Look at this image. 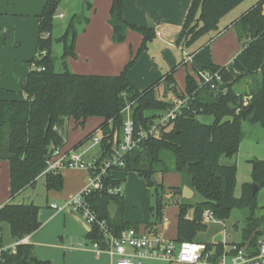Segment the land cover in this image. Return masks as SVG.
Instances as JSON below:
<instances>
[{
	"label": "trees",
	"instance_id": "obj_1",
	"mask_svg": "<svg viewBox=\"0 0 264 264\" xmlns=\"http://www.w3.org/2000/svg\"><path fill=\"white\" fill-rule=\"evenodd\" d=\"M245 1L194 0L177 44L188 49L202 37L218 31L222 20ZM58 10L59 2L47 1L39 16L38 55L30 61L33 67L26 75L22 98L0 99V161H7L10 165L11 198L34 186L41 177H45L48 190H63L64 178L61 173L45 176L42 173L54 152L66 146L63 133L70 121H74L76 126H84L90 118L103 120L98 127L102 132V159L110 158L121 142L126 109L132 111L136 133H149L158 119L175 106L172 99L158 98L156 91L163 86L166 91L174 93L175 98L185 100V104L174 121L162 127L158 135L148 134L142 139L125 156V167L116 170L138 173L146 179L148 187L154 188L156 203L150 210L153 221L146 225L145 231L152 234L158 232L157 227L162 224L168 206L166 196L171 194L174 205L179 207L175 242L195 243L197 235L207 230V211L217 221L226 223L234 210H246L242 240L234 245L257 254L258 241L264 236V206H259L257 202L258 193L264 189V160L251 161L252 183L245 184L242 195L237 197V165L224 164L222 159L233 158L239 153L244 123L258 124L264 128V0H257L231 24L242 45L241 52L233 60L234 73L227 67L213 63L210 50L212 41H209L189 54L193 70L201 78V83L188 75L184 94H179L177 90L174 79L176 69L150 88L139 91L128 78L136 58L116 76L76 74L67 67L64 72H57L51 49ZM111 12L113 41L123 42L126 29L130 28L143 36L139 54L146 51L156 38L155 29L127 23L123 17V0H113ZM76 37L71 21L60 39L64 45L62 62L65 66L69 58L76 57ZM183 64L180 63V66ZM205 74H218L221 80L205 82L202 78ZM248 79L252 80L255 90L246 93L235 90L236 84ZM200 115L212 116L214 122L202 123L198 119ZM94 134L87 135L73 149L82 147ZM168 153L173 156L174 169L187 172L190 189L201 198L196 204H182L176 198L183 195L182 189H168L152 182L154 174L168 170L165 158ZM123 182L110 175L104 180V191H95L86 196L88 205L116 235L130 229L139 230L140 227L124 219L126 200L123 192H109L112 188L122 189ZM253 185L259 187L255 195ZM0 222L10 223L13 236L18 241L42 227L38 221V210L12 203L0 208ZM234 227L237 228V225ZM87 239L106 247L97 225L93 226ZM207 247H214L218 255L224 252L223 243L209 244ZM9 264L51 263L36 259L31 245L20 244Z\"/></svg>",
	"mask_w": 264,
	"mask_h": 264
},
{
	"label": "rangeland",
	"instance_id": "obj_2",
	"mask_svg": "<svg viewBox=\"0 0 264 264\" xmlns=\"http://www.w3.org/2000/svg\"><path fill=\"white\" fill-rule=\"evenodd\" d=\"M0 0V98H12L15 100L21 99V90L23 79L28 69L29 61L36 58V42L38 36V29L33 28L32 19L35 15L27 14L32 12L36 6H41V0ZM59 1L58 13H64L63 19L58 16L54 19V27L52 30V49L51 58L57 72H64L65 67L70 70L69 59L66 66L62 62V55L64 52V45L60 39L64 36L65 31L71 21H73L76 32V43L78 39L85 33L88 24L92 18V0H57ZM256 0H247L242 3L239 8L232 12L230 19L235 16H240L241 12H246L251 8ZM37 4V5H36ZM16 6V9H14ZM91 6V7H90ZM234 11V10H233ZM240 11V12H238ZM31 19V20H30ZM219 25L218 31H213L208 35L202 37L191 48H184L186 52L197 50L201 45L208 41H214L217 38L219 31L227 29L225 21ZM227 20V22H228ZM36 31V32H35ZM71 38V35H70ZM212 42L210 43V45ZM76 49V48H75ZM76 51V50H75ZM226 57V56H225ZM224 57V58H225ZM74 60L78 59L76 57ZM223 59V58H222ZM228 60V59H227ZM228 62V61H224ZM233 61L222 65L223 67H232ZM188 66L182 65L175 68L174 79L177 83V90L179 94H184L186 91V78L191 75L197 83H201V78L194 72L192 64ZM174 69V68H173ZM173 69H169L165 74ZM72 72V71H71ZM235 90L239 92H251L255 90V85L252 80H244L234 86ZM12 90V93H8ZM158 98L171 99L176 95L166 91L161 86L157 91ZM247 101V100H245ZM132 111L125 110V122L131 118ZM198 119L205 124H212L214 118L212 116L200 115ZM100 118H90L84 126L76 127L74 122L67 123L64 131V138L69 145L74 146L85 139L91 132H96L101 124ZM243 140L240 145L239 153L233 158H223L222 163L227 165H237V187L236 195L241 194L242 184H244L252 173V160H264V128L260 125L244 123L243 124ZM100 140L102 132L98 131L95 134ZM101 152L100 146H95L92 140L87 141L82 145L78 153L84 154V161L90 163L94 158L98 157ZM168 170L164 172H157L152 176L154 185H163L166 188L177 187L182 189L183 195L180 197L182 204L194 205L201 200L198 194L187 199L184 197L185 190L190 189L189 176L186 171L177 172L174 169L173 156L168 153L165 155ZM62 172L64 178V188L62 191L48 190L46 187V179L40 178L32 187L25 189L17 199L11 203L15 205H24L26 207H33L38 210V221L43 224L45 241L53 242L54 235H56V248L68 239L63 236L61 231L65 227V218L76 223H82L86 220L82 213L74 212L72 209L66 210H52L51 206L56 204L60 208L67 205L71 200L78 197L89 185V172L85 169H65ZM118 176L124 180L122 185V192L126 200L125 219L129 222L140 224V228H145L148 223L153 221L151 208L155 205L154 188L147 185L144 177H141L135 172H118ZM10 173L9 166L6 162L0 163V207L7 202H10ZM241 196V195H240ZM21 202V203H20ZM259 206H264V189L260 190L257 197ZM169 205V202H168ZM67 211L61 215L58 212ZM179 207L169 205L165 211L162 224L158 227L159 233L168 239H175L177 237V214ZM77 217H80L78 219ZM246 210H234L229 221L223 225L217 221H207L208 229L199 233L195 239L196 243H210L213 244L211 237L215 233H220L225 236V241L239 242L242 240V231L246 226ZM88 223V222H87ZM89 224V223H88ZM80 225V224H78ZM90 225V224H89ZM234 225L238 228L235 229ZM3 244L11 246L15 244L18 238L13 236L12 226L8 222L2 223ZM219 234V235H220ZM49 255H54V251H47ZM60 253V252H59ZM61 254H63L61 252ZM60 254V255H61ZM62 257V256H61ZM61 259V258H59ZM52 263L51 260H48ZM157 262V261H156ZM154 262H144V264H152Z\"/></svg>",
	"mask_w": 264,
	"mask_h": 264
},
{
	"label": "crops",
	"instance_id": "obj_3",
	"mask_svg": "<svg viewBox=\"0 0 264 264\" xmlns=\"http://www.w3.org/2000/svg\"><path fill=\"white\" fill-rule=\"evenodd\" d=\"M34 1L33 3L35 4ZM47 1H57V0H41V6L39 7L36 6L35 9L32 10V12L27 13L28 15L29 14L35 15L36 18V20L32 19V22H33L34 30L35 28L38 29V36L36 42L37 55H38L37 47H38V39H39V31H40L39 16L42 14L44 4ZM123 1H124L123 17L127 23L136 25L138 27H152L155 29L156 38L153 40V42L150 43L149 48L146 51L139 54V50L143 42V36L140 32L130 28H127L125 31L126 39L121 43H115L113 41L112 12H111L113 0H92L93 2L92 18L90 20V23L88 24L85 33L82 35L80 40L78 39L76 43L75 52L78 56V59L76 60H74L73 58L69 59L70 71L82 75L116 76L121 74L124 68L126 67V65L134 58H136L135 64L128 72V78L139 91H144L150 88L151 86L155 85L158 81L162 80L163 77L166 75L165 74L166 71H168L169 69H173V68L175 69L180 67V63L182 62H184L183 65L186 66L189 65L187 63L192 64V62L189 61V57H190L189 54H191L195 50L189 52L188 54L182 46L177 44V39L185 24L186 18L188 16L189 10L194 0H123ZM14 9H16V6H14ZM235 10L232 12H235ZM232 12L229 15H227L224 19L229 18L228 16H231V14H233ZM244 13L241 12L240 16L232 17L229 20L226 19L225 23H227L226 27L228 28L225 31H223L221 34L217 35V38L214 41H212V44L210 45V50H211L212 61L214 64L222 66L230 62L231 60L233 61L234 58L241 52L242 45L238 39V35L235 28L231 24L235 20L240 18ZM57 16L59 18L60 16H63L61 19L65 17L64 13H60V14L58 13ZM222 22L224 21L222 20ZM30 61L28 62L29 65L23 79V84L27 73L33 67V64L30 63ZM224 61H228V62H224ZM227 68L234 73L233 66L232 67L227 66ZM8 93H12V90H8ZM173 98L174 97H172L171 99ZM5 99L13 100L14 98H12V94H11L10 98H5ZM75 146L76 145L71 146L68 144V142H66V146L63 148V150L70 151ZM80 148L77 149V152L78 150H80ZM100 156H101V152L98 154V157ZM1 162L8 163L9 173H10L9 162L0 161V163ZM61 171L60 173L62 174ZM118 172L120 171L114 173L115 177L119 180H123L118 176ZM250 183H252L251 176L247 178L244 184H242V191H243V186L245 184H250ZM10 192H11V188H10ZM20 194H18L14 199H17L18 196H20ZM240 195H242V193L236 196L240 197ZM193 196L194 193L192 191L191 197ZM180 197L181 196H177L176 198L180 200ZM185 198L190 199L189 197H185ZM9 199L10 202L7 203H11L14 200L11 198V195ZM166 201L169 202V205L172 206L174 205V200L171 194L166 196ZM4 205H2L1 207H3ZM51 209L54 210L52 206ZM66 212L67 211H61L58 213L61 215L62 213H66ZM111 212L112 214H114V209H112ZM190 217H192V212L190 214ZM77 218L80 219V217ZM124 219H125V213H124ZM125 221L129 222L126 219ZM81 222L82 223H76L71 220H69L68 222V220L65 218V227L61 231V233L63 236H66L68 240L66 242H63L60 246H57L59 248H56V241H55L56 235L52 237L53 238L52 243L48 240L47 242L45 241V237H44L45 228L43 227H41L37 232L26 238V244L32 246V254L36 259L40 261L51 260L52 261L51 264H114L112 257L107 252H101L98 254L94 249H92V243L87 239L88 234L92 231V226L89 225L85 220L84 221L82 220ZM130 223H134V222H130ZM219 223L226 225V223L223 222H219ZM139 229L145 230V228H140V227ZM207 229H208V225H207ZM219 234L220 233H215L211 237V239L213 240V244H216L214 240ZM170 240H175V239L170 238ZM17 242L19 241L17 240ZM239 242L238 241L235 242L232 240L226 242L225 236L223 235L224 250H228L232 245ZM198 244H204V243H198ZM209 244L210 243H205L204 245H209ZM213 249L215 248L213 247ZM47 251H54L55 252L54 255H56V258L53 257V255H49ZM61 252L63 254H61ZM152 264H170V263L154 262ZM172 264H182V263H172Z\"/></svg>",
	"mask_w": 264,
	"mask_h": 264
},
{
	"label": "built area",
	"instance_id": "obj_4",
	"mask_svg": "<svg viewBox=\"0 0 264 264\" xmlns=\"http://www.w3.org/2000/svg\"><path fill=\"white\" fill-rule=\"evenodd\" d=\"M63 16H60L62 18ZM192 62V57H189ZM205 82L216 79L220 81L218 74H205L202 76ZM175 106L168 113L162 115L156 124L152 126L149 133H139L135 131L132 118L124 123L121 142L115 148L112 156L108 159L100 157L94 158L90 163L84 161L85 153H78L77 150L64 151L59 149L54 152L47 163L46 170L42 176L47 174H58L63 169H85L89 172V185L76 198L67 205L60 208L56 204L52 205L54 210L72 209L74 212L82 213L87 222L92 226L97 225L104 236L106 247L100 243H92V249L98 254L107 252L113 259L114 264H144V262H164L182 264H264V236L258 241V253L252 254L247 248H239L232 245L228 250H224L221 255L215 249H210L207 245L198 243H177L174 240L164 238L160 233L152 234L145 230L130 229L116 235L110 229L108 223L101 220L98 214L88 205L86 196L95 191H104V180L110 175H114L117 169L125 167V156L135 149L142 139L148 134L158 135L162 127L174 121L185 104V100L173 98ZM247 100V99H246ZM247 104V101L245 102ZM129 110V108L127 109ZM100 131L99 129L95 134ZM90 139L95 146H100L101 140L95 137ZM121 188L110 189V193L121 192ZM205 220L217 221L210 211L205 214ZM219 222V221H217ZM2 223L0 222V264H9L12 256L17 254L20 244H26V238L11 245L3 244ZM28 238V237H27Z\"/></svg>",
	"mask_w": 264,
	"mask_h": 264
},
{
	"label": "water",
	"instance_id": "obj_5",
	"mask_svg": "<svg viewBox=\"0 0 264 264\" xmlns=\"http://www.w3.org/2000/svg\"><path fill=\"white\" fill-rule=\"evenodd\" d=\"M176 92H177V90L175 89V93H176ZM258 191H259V187H258V185H253V187H252L253 195H255ZM184 196H185V197H191V196H192V190H191V189H186V190H185V194H184ZM214 242H215L216 244H221V243H223V235H222V234L218 235V236L215 238Z\"/></svg>",
	"mask_w": 264,
	"mask_h": 264
}]
</instances>
